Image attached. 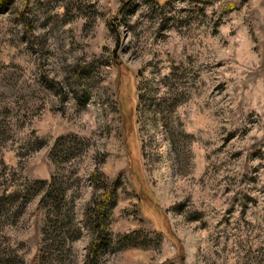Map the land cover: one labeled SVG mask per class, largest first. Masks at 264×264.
Wrapping results in <instances>:
<instances>
[{"label":"rangeland","instance_id":"374dc122","mask_svg":"<svg viewBox=\"0 0 264 264\" xmlns=\"http://www.w3.org/2000/svg\"><path fill=\"white\" fill-rule=\"evenodd\" d=\"M107 193L92 264H264V0H0V264Z\"/></svg>","mask_w":264,"mask_h":264},{"label":"trees","instance_id":"16d2710c","mask_svg":"<svg viewBox=\"0 0 264 264\" xmlns=\"http://www.w3.org/2000/svg\"><path fill=\"white\" fill-rule=\"evenodd\" d=\"M44 184H46V182H43ZM42 184V182H41ZM45 186L44 189V193L42 194V197L40 199V203L43 202V200L46 197H49V192L51 194V192L53 191L51 189L52 186V182H48ZM56 196V195H55ZM54 196V197H55ZM105 199H102L97 214H96V219H95V229L97 230V234L94 237V239L92 240V242L90 243L89 246V253L87 254V261L85 264H92V260L96 259L102 252L103 250V246L105 245V241L104 239L107 237V235L104 232V227H105V217L107 215V210L104 209L105 207V201L108 199L109 197V193L104 195ZM93 264H98L96 261Z\"/></svg>","mask_w":264,"mask_h":264}]
</instances>
